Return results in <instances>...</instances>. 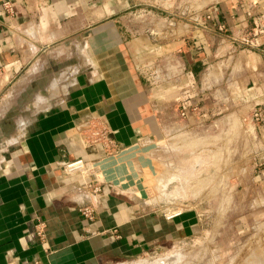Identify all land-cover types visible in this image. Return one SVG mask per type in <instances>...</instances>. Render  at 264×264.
Returning <instances> with one entry per match:
<instances>
[{
	"label": "crops",
	"instance_id": "0c3cea01",
	"mask_svg": "<svg viewBox=\"0 0 264 264\" xmlns=\"http://www.w3.org/2000/svg\"><path fill=\"white\" fill-rule=\"evenodd\" d=\"M211 1L183 22L172 0H0V94L46 54L78 64L0 146V264H135L197 237L200 204L165 209L140 193L152 166L141 147L174 131L243 125L264 160V0ZM95 122L114 149L91 143ZM77 159L85 171L66 173Z\"/></svg>",
	"mask_w": 264,
	"mask_h": 264
},
{
	"label": "rangeland",
	"instance_id": "374dc122",
	"mask_svg": "<svg viewBox=\"0 0 264 264\" xmlns=\"http://www.w3.org/2000/svg\"><path fill=\"white\" fill-rule=\"evenodd\" d=\"M172 1L167 11L183 22L212 3ZM46 56L50 59L34 74L28 70L2 89L0 146L19 135L22 125L35 115L37 103L61 93L67 71L78 68L77 63H61L55 53ZM159 80H153V87L158 88ZM203 124L174 131L168 143L141 147L152 166L145 174L148 189L142 184L140 192L165 209L200 204L203 231L176 247L137 257L135 264H264V160L252 153L257 147L251 141L254 129L246 133L243 125L241 131L234 125L223 129L210 121Z\"/></svg>",
	"mask_w": 264,
	"mask_h": 264
},
{
	"label": "built area",
	"instance_id": "2783aa9c",
	"mask_svg": "<svg viewBox=\"0 0 264 264\" xmlns=\"http://www.w3.org/2000/svg\"><path fill=\"white\" fill-rule=\"evenodd\" d=\"M4 6L7 10H11V4L9 1H6L4 3ZM255 33L256 35L259 36H264V13L261 15V20L260 22L256 25L255 27ZM243 41L246 43H249V40L246 38H243ZM182 116H186L187 115V111L186 109L183 110L181 112ZM262 114L259 111H256L254 114V119L255 120H261L262 118ZM86 130L90 131V136H91V143L93 144H98L101 143L104 145L105 148H109V149H114V144H113V140L110 138L109 133L110 131L107 129V127H105L104 125H102L101 123H89V125H87ZM63 169L66 173L69 174H73V173H77V172H84L86 169V162L83 159H77L74 161H70V162H66L63 164ZM97 189V188H96ZM81 212L84 215V217L86 219H92L93 218V209L90 206H84L81 208ZM180 210L177 211H168L167 212V217L172 218L174 216H176L177 214H179ZM40 236H42V232L38 231L37 232ZM33 264H43L40 260H36L33 262Z\"/></svg>",
	"mask_w": 264,
	"mask_h": 264
},
{
	"label": "bare ground",
	"instance_id": "6f19581e",
	"mask_svg": "<svg viewBox=\"0 0 264 264\" xmlns=\"http://www.w3.org/2000/svg\"><path fill=\"white\" fill-rule=\"evenodd\" d=\"M220 154V153H219ZM216 157V156H215ZM215 159V158H214ZM222 159V158H221ZM217 160V159H216ZM223 160V159H222ZM218 180V179H217ZM220 180V179H219ZM201 184V183H200ZM208 185V184H207ZM198 187H200V186H198ZM192 188H194V187H192ZM221 188V187H220ZM219 188V189H220ZM193 192V191H192ZM215 194H216V192H215ZM261 252V251H260ZM259 253V252H258ZM257 254V253H256ZM263 254H264V252H263ZM259 255V254H258ZM263 257V256H262ZM262 257H261V259H262ZM255 259H257L256 257H255ZM263 261H264V259H263ZM250 263V262H249ZM261 263V262H260ZM258 264V263H257Z\"/></svg>",
	"mask_w": 264,
	"mask_h": 264
}]
</instances>
